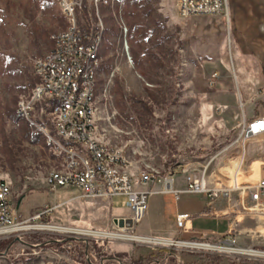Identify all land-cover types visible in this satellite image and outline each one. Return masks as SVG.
Listing matches in <instances>:
<instances>
[{
    "label": "rangeland",
    "instance_id": "obj_1",
    "mask_svg": "<svg viewBox=\"0 0 264 264\" xmlns=\"http://www.w3.org/2000/svg\"><path fill=\"white\" fill-rule=\"evenodd\" d=\"M177 4L178 0H108L95 6L92 0H84L78 14L81 27L102 32L94 132L99 141L118 147L127 156V169L138 188L146 187L138 180L140 172L151 170L180 179L204 175L211 187L234 181L242 185L246 181L239 170L243 144L238 140L234 145L233 141L240 133L238 116L264 112V0L261 11L248 13L245 27L235 25L226 9L217 15L182 18ZM66 26L54 0H0L3 106L16 110L18 102L29 95L36 84L35 59L52 49V35ZM218 42L222 50L217 57L201 50ZM135 54L140 64L135 62ZM214 73L218 76L213 77ZM5 121L8 145L5 147L0 133V178L11 185L16 217L42 211L37 218L16 220L25 227L0 236V241L18 236L24 241L0 255V264L20 257H34V264H85V255L77 260V253H84L81 239L108 241L111 253L128 254L124 262L132 255L157 252L165 246L178 248L180 264H264V240L261 242L257 233L260 240L255 242L249 233V227L264 226V209L246 215L237 238L238 246L260 252L258 255L185 243L225 246L221 238L179 235L172 240L158 237L162 241L155 242L139 239L135 237L138 234L158 235L145 228L160 218L155 205L150 209L153 197L166 193L150 194L149 213L133 229L119 227L112 216V212L127 210L124 196L113 198L112 212L110 203L96 199L57 203L78 192L48 189L46 176L61 168L56 148L28 121L6 117ZM258 138L247 141L260 143ZM255 178L260 179L249 173V184H254ZM201 196L205 194L187 192L181 194L179 203ZM58 204L61 206L56 207ZM47 206L53 210L44 212ZM195 219L200 226L219 232L227 226L223 219L208 225L201 216ZM33 235L43 240H71L65 248L37 247ZM104 264L118 262L105 260Z\"/></svg>",
    "mask_w": 264,
    "mask_h": 264
},
{
    "label": "built area",
    "instance_id": "obj_2",
    "mask_svg": "<svg viewBox=\"0 0 264 264\" xmlns=\"http://www.w3.org/2000/svg\"><path fill=\"white\" fill-rule=\"evenodd\" d=\"M54 1L65 17L67 26L52 35V49L35 59L34 76L39 86L38 97L22 100V104L17 107L18 111L31 114L33 126L53 138L56 143L55 153L63 161L60 172L48 173L46 176L48 189L56 191L63 187H76L80 190V199H96L107 203H110L112 197L124 196L131 212L133 227L123 228L133 229L147 213L150 194L162 192L178 195L180 190L175 189L174 175L161 176L156 170L140 172L138 180L146 187L138 188L131 172L119 173V169H111V161H120L121 166L129 165L127 156L118 147L100 146L92 128L93 107L88 105L87 93L90 73H83V64H88V51L96 32L84 30L78 21L84 0ZM92 1L95 6L108 2ZM177 5L179 16L187 18L192 15L221 14L226 9L227 0H178ZM97 66L100 67V61ZM217 76V73L213 74V77ZM53 99H62V106L46 109V101ZM260 135H264V115H256L244 123L236 141L240 140L244 148L247 140ZM156 184L160 188H155ZM237 190L250 197L256 209H264V177L254 184L240 185L234 181L232 185L211 187L204 175H188L186 186L181 191L226 200ZM59 206L61 204L56 207ZM49 210L53 209L47 206L44 212ZM189 220L187 214L178 215V227L188 231ZM23 226L24 222H18L14 217L11 185L0 178V236L16 232ZM135 237L142 239L146 236L138 234ZM220 242L225 246L198 241L185 243L226 250L229 249L225 247L242 248L233 236L221 237Z\"/></svg>",
    "mask_w": 264,
    "mask_h": 264
},
{
    "label": "crops",
    "instance_id": "obj_3",
    "mask_svg": "<svg viewBox=\"0 0 264 264\" xmlns=\"http://www.w3.org/2000/svg\"><path fill=\"white\" fill-rule=\"evenodd\" d=\"M262 0H231L230 4L226 5V13L228 14L229 19L236 25L245 27L247 26V22L249 21L248 13L251 12H259L261 11ZM220 42L211 46H203L201 50L205 53L208 52L212 56H216L217 54L221 53V47L219 46ZM264 115V112H260ZM259 115V114H256ZM254 113L251 112L247 114L244 112L242 116H238L236 120V124L240 127L247 123L254 117ZM234 138V137H233ZM260 143H254L252 141H247L244 145L242 151V162H241V172L244 173L246 177V181L242 183V185L249 184V173H252L255 177L262 178L264 177V135L259 136ZM237 141H233V144L236 145ZM260 144L261 147H257ZM60 168V165H59ZM58 168V169H59ZM239 169V170H240ZM256 180V178L254 179ZM255 182V183H256ZM186 186V177L179 178L175 176V189L180 190L178 195L174 193H166L159 197H153L152 203H150V209H152L153 205L156 207V211H158V216L160 217L159 220L153 222V224H149L146 226L147 231H151L154 233H158V235L152 234H139L142 236H151L155 237H165L168 239H176L179 235H182L183 238H205L208 237L210 239L214 238H221V237H228L234 236L236 239L239 237V234L242 232L241 225H243V220L246 218L251 211L256 210L254 207V202L248 197L244 192L241 190L234 191L229 199L222 200L213 198L211 196H201L198 199L190 200V202H183L179 203L181 194H186L187 192L181 191ZM155 188H160L159 184L154 186ZM65 190L76 191L77 194L63 200V203L70 199H78L80 200V190L76 187H63ZM156 194L162 192H155ZM152 193V194H155ZM191 193V192H188ZM198 195V194H197ZM157 196V195H156ZM121 197V196H115ZM110 200V206L108 209L113 211V198ZM124 198V197H123ZM150 200V195L148 197ZM56 204V203H55ZM48 205V204H46ZM45 205V206H46ZM14 208V207H13ZM182 208V209H181ZM83 209H88L85 205ZM149 209V211H150ZM248 211H246V210ZM258 210V209H257ZM42 210L35 211L29 217L17 219L16 217V210L14 208V217L15 220L18 221H26L29 220L37 215V213L41 212ZM148 212V211H147ZM149 213V212H148ZM130 209L127 207L126 211H120L119 213H113L112 216L115 218L120 217H130ZM181 214H187L190 216L189 222H187L188 231H183L177 225V217ZM201 216L205 219V221L213 223L214 220L223 219L227 222L226 229L224 231H217L213 230L209 227H202L200 223H197L195 217ZM198 225V226H197ZM249 233L256 238L254 241H259L255 235L260 234L262 236L261 242L264 240V226H257L256 228L249 227ZM251 247V244L249 245Z\"/></svg>",
    "mask_w": 264,
    "mask_h": 264
},
{
    "label": "trees",
    "instance_id": "obj_4",
    "mask_svg": "<svg viewBox=\"0 0 264 264\" xmlns=\"http://www.w3.org/2000/svg\"><path fill=\"white\" fill-rule=\"evenodd\" d=\"M100 53V51H99ZM100 55V54H99ZM135 62L140 64L138 61V56L135 54ZM134 59V57H133ZM1 62V59H0ZM99 70V69H98ZM5 117L11 120H19L23 119L16 110L11 106H3L0 102V133L3 139V144L5 147L8 145V139L6 137L5 131ZM40 136L44 138L47 142L46 136L40 132ZM48 143V142H47ZM49 144V143H48ZM42 236L33 235L32 240L34 241V246H63L67 243V241L71 240L68 237L59 239H46L43 240ZM77 240V238H76ZM84 242V253H77V260L80 261L82 256H86L85 264H104L105 260H113L118 262V264H180L179 263V255L177 247H158L157 252H151L149 254L140 253L137 256H130L129 261L124 262V259L128 257L127 253H119L114 252L111 253V247L109 246V242L104 239H81ZM18 241H23L22 237H14L12 239H5L0 241V255L8 253V251L12 248V246ZM34 257H20L18 259L10 261L9 264H34ZM244 264V263H241Z\"/></svg>",
    "mask_w": 264,
    "mask_h": 264
},
{
    "label": "bare ground",
    "instance_id": "obj_5",
    "mask_svg": "<svg viewBox=\"0 0 264 264\" xmlns=\"http://www.w3.org/2000/svg\"><path fill=\"white\" fill-rule=\"evenodd\" d=\"M101 42H102V32L97 31L96 34L94 35V39H92L91 46L88 51V64H83V73H90V81L87 86V93L89 94L88 96V105L93 107V110H91V117H92V128L95 131V122H94V116H95V98H96V92H97V74H98V69L99 66H97V63H99V51L101 47ZM39 93V86L38 83L35 84L33 87L32 91L29 93V95L26 98H22L18 104L17 107H19L22 104V100H31L33 97H38ZM62 106V99H53V100H47L46 101V109H53L55 107H61ZM17 113L24 118L26 121H28L30 124L33 125V117L31 114H26V113H20L17 108ZM47 142L49 144H52L56 148V143L53 142V138L49 136L48 133H44ZM100 146H109V147H115L113 145H108L104 142L99 141ZM129 160L127 159V165H129ZM61 168L56 171H52L50 173H57L60 172V170L63 169V161L60 162ZM128 166H121L120 161H111V169H119V173H129ZM241 167V163L239 165V169ZM6 183V182H5ZM20 227V228H24ZM41 227H44L46 229H54L59 227H55L53 225H43ZM138 238V237H137ZM141 239V238H140ZM142 239L144 240H149V241H162V239L159 238H153V237H143ZM227 249L231 251H237V252H243L245 254L249 255H258L260 252L253 251L252 249H243V248H235V247H227ZM262 254V253H261Z\"/></svg>",
    "mask_w": 264,
    "mask_h": 264
},
{
    "label": "water",
    "instance_id": "obj_6",
    "mask_svg": "<svg viewBox=\"0 0 264 264\" xmlns=\"http://www.w3.org/2000/svg\"><path fill=\"white\" fill-rule=\"evenodd\" d=\"M114 223L118 225L119 227H125V228L133 227V221L130 217L115 218Z\"/></svg>",
    "mask_w": 264,
    "mask_h": 264
}]
</instances>
